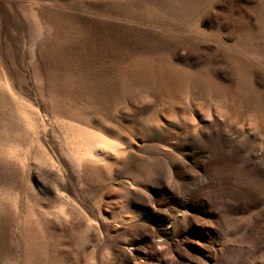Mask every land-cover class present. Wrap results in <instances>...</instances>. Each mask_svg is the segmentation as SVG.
I'll return each mask as SVG.
<instances>
[{
	"label": "rangeland",
	"instance_id": "obj_1",
	"mask_svg": "<svg viewBox=\"0 0 264 264\" xmlns=\"http://www.w3.org/2000/svg\"><path fill=\"white\" fill-rule=\"evenodd\" d=\"M0 82V264H264V0H0Z\"/></svg>",
	"mask_w": 264,
	"mask_h": 264
},
{
	"label": "bare ground",
	"instance_id": "obj_2",
	"mask_svg": "<svg viewBox=\"0 0 264 264\" xmlns=\"http://www.w3.org/2000/svg\"><path fill=\"white\" fill-rule=\"evenodd\" d=\"M0 90L6 98L10 99L16 105V121L14 122L4 117V120H2L3 123L0 124V129L8 134L6 140L0 142V155L11 159L15 157L21 137H27V143L34 142V130L30 128L34 125V120L38 121V117L37 113L27 103L18 98L9 85L0 82ZM64 126L66 128L64 143L69 154L89 157L93 153L96 145L104 148L112 146V142L106 141L78 125L65 124Z\"/></svg>",
	"mask_w": 264,
	"mask_h": 264
}]
</instances>
